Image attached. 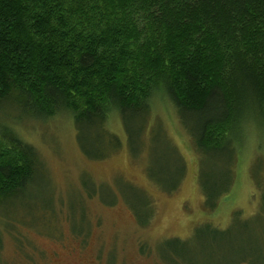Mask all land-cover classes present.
Instances as JSON below:
<instances>
[{"label":"trees","instance_id":"16d2710c","mask_svg":"<svg viewBox=\"0 0 264 264\" xmlns=\"http://www.w3.org/2000/svg\"><path fill=\"white\" fill-rule=\"evenodd\" d=\"M156 98L175 107L200 156L219 163L218 179L204 178L208 207H218L235 184L245 125L264 136V0H0V204L45 171L21 119L66 112L83 153L105 159L123 144L112 117L138 140ZM251 217L234 212L235 235L201 224L204 256L174 238L162 258L220 264L228 249L241 254L228 264H252L248 221L259 217L252 229L263 235L264 209Z\"/></svg>","mask_w":264,"mask_h":264},{"label":"rangeland","instance_id":"374dc122","mask_svg":"<svg viewBox=\"0 0 264 264\" xmlns=\"http://www.w3.org/2000/svg\"><path fill=\"white\" fill-rule=\"evenodd\" d=\"M69 117L63 112L54 122L21 119L45 171L24 195L0 204V264H167V241L180 238L191 252L206 254L201 224L232 225L235 235L242 223L233 225L236 210L253 218L264 209V136L255 124L245 125L233 159L234 186L222 204L209 208L204 178L210 172L217 180L219 163L200 156L169 101L154 99L150 127L131 143L114 115L108 125L123 144L105 159L83 153ZM260 220L248 221L254 243L245 251L254 256L252 264H264L258 252L264 253V234L252 229L261 227ZM237 255L226 249L220 264Z\"/></svg>","mask_w":264,"mask_h":264}]
</instances>
